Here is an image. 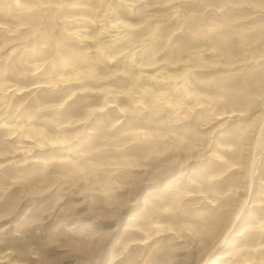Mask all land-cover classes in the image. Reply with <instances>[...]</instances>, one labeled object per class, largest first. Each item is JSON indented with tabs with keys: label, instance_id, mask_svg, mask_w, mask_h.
<instances>
[{
	"label": "rangeland",
	"instance_id": "obj_1",
	"mask_svg": "<svg viewBox=\"0 0 264 264\" xmlns=\"http://www.w3.org/2000/svg\"><path fill=\"white\" fill-rule=\"evenodd\" d=\"M18 1L0 0V264H264V0Z\"/></svg>",
	"mask_w": 264,
	"mask_h": 264
},
{
	"label": "bare ground",
	"instance_id": "obj_2",
	"mask_svg": "<svg viewBox=\"0 0 264 264\" xmlns=\"http://www.w3.org/2000/svg\"><path fill=\"white\" fill-rule=\"evenodd\" d=\"M100 1H102V0H100ZM160 1V0H159ZM158 1V2H159ZM169 1V0H168ZM18 2H21V0H19ZM27 4L26 5H24V9L25 8H28L29 6H30V4H33V1H32V3H31V1L30 0H26L25 1ZM163 2V1H162ZM164 3V2H163ZM19 4V3H18ZM17 4V5H18ZM34 5V4H33ZM75 7H76V5H74ZM84 15V14H83ZM34 21V20H33ZM114 23L116 22L115 20L113 21ZM124 24H126L125 22H124ZM129 25V24H128ZM129 26H132V25H129ZM134 26V25H133ZM35 47V46H34ZM36 49V48H35ZM32 51H33V49H32ZM36 51H38V49L36 50ZM36 51H34V52H36ZM29 53H31V52H29ZM33 54V53H32ZM35 55H36V53H34ZM29 56H30V54H29ZM33 56V55H32ZM31 57V56H30ZM33 58V57H32ZM32 58L30 59V60H32ZM34 59H35V57H34ZM29 60V62L31 63L32 61H30ZM33 63V62H32ZM37 63V62H36ZM38 68V67H37ZM72 69H74V67H72ZM35 70V69H34ZM36 71V70H35ZM73 73H74V76L73 77H69V78H66V79H64V81H69V80H74V79H78V78H81V76H78V77H75V76H77L78 75V72H74L73 71ZM82 75L84 76V78H90V77H92L93 76V74L91 73V72H85V73H82ZM41 82V81H40ZM38 83V82H37ZM47 83H50L49 81H47V82H45V81H43V82H41V85L42 86H45V85H47ZM58 82H54V84L56 85ZM40 85V84H39ZM187 86V85H186ZM17 87V86H16ZM22 87V86H21ZM8 88V87H7ZM18 90H21V88H20V85H19V88H17ZM10 90V89H9ZM16 90V89H15ZM26 90V89H25ZM29 90V89H28ZM17 91V90H16ZM22 91V90H21ZM147 92H149L148 90H147ZM149 93H151L150 94V103H151V105L154 107V108H156L158 105H159V100L160 99H164V100H166V102L167 103H169V105H171L172 106V108H176L177 106L178 107H181L180 105L182 104V103H180V102H174L173 100H171L170 98H168V96L165 94V93H159L158 95L157 94H155V93H153V92H149ZM185 93L186 94H191V91H190V89L188 88V87H186V90H185ZM18 94V93H17ZM20 94H22V92L20 93ZM152 95V96H151ZM137 97H139V98H137ZM136 98H134L133 100L134 101H136V103L137 102H139V103H144V101H143V95H141V96H137ZM64 100V99H63ZM66 102H67V100L66 101H64L63 103H61V105H63V106H66ZM109 102V106L110 107H112V106H114V103L116 102L115 100H110V101H108ZM114 102V103H113ZM65 104V105H64ZM58 105H59V103H58ZM57 107H60V106H57ZM204 111H205V109H204ZM233 112H235V110H231V111H222V112H220V113H218V115H219V117L220 118H223V117H221V115H224L225 113H228V114H231V113H233ZM3 123V122H2ZM4 125H6L7 126V123L5 122L4 123ZM67 125H69V124H65V125H63V126H67ZM262 125L264 126V124L262 123ZM73 126H77V124L75 123V124H73ZM10 128H11V126H10ZM20 128H22V133L24 134V135H26V136H31V137H33L35 140H36V142L39 144V145H41L42 143H43V140H42V137H45L46 138V140L47 141H49L51 144H57V143H60V142H64L63 141V139H64V136L65 135H63V136H59V135H55V136H46L45 135V133H44V131L43 130H40L38 127H37V125L36 124H32L31 126H30V128L26 125V124H24V125H22V126H20ZM262 128H264V127H262L261 126V129L259 130V137H258V141H257V144L258 143H261L262 142V137H263V133H264V129H262ZM12 131V130H11ZM89 132H91V133H93V131H89ZM256 146V145H255ZM256 150V149H255ZM235 164H237L236 162H234V161H232V160H227V161H225L223 164H222V166H227V167H233ZM232 170V169H231ZM201 191V190H200ZM209 196V195H208ZM210 197V196H209ZM211 198V197H210ZM212 200V199H211ZM253 219V218H252ZM259 220V219H258ZM258 222V221H257ZM256 223V222H255ZM255 225V224H254ZM252 226V225H251ZM256 226V225H255ZM259 226H260V224H259ZM259 228V227H258ZM263 228V227H262ZM146 231V230H145ZM147 232V231H146ZM259 232V231H258ZM257 235V234H256ZM256 235H254V236H256ZM140 242H142V241H140Z\"/></svg>",
	"mask_w": 264,
	"mask_h": 264
}]
</instances>
